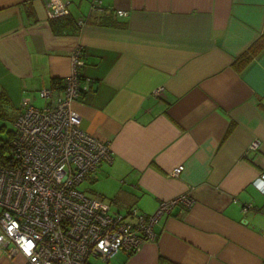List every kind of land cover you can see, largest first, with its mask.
<instances>
[{
    "label": "crops",
    "instance_id": "1",
    "mask_svg": "<svg viewBox=\"0 0 264 264\" xmlns=\"http://www.w3.org/2000/svg\"><path fill=\"white\" fill-rule=\"evenodd\" d=\"M63 1L69 13L56 17L48 0H0V111L43 104L53 78L62 95L80 46L89 89L72 109L113 157L86 180L129 186L94 193L146 214L192 199L161 216L154 240L104 264H264V0H102L97 12L92 0ZM0 264L26 258L0 246Z\"/></svg>",
    "mask_w": 264,
    "mask_h": 264
},
{
    "label": "built area",
    "instance_id": "2",
    "mask_svg": "<svg viewBox=\"0 0 264 264\" xmlns=\"http://www.w3.org/2000/svg\"><path fill=\"white\" fill-rule=\"evenodd\" d=\"M48 4L53 16L69 13L63 0ZM90 10L101 11L102 0H92ZM81 54L80 46L71 53L62 95L45 87L39 90L42 105L22 102L10 154L0 162V246L10 255H24L26 264H91L90 256L108 261L118 251L133 252L144 240L155 239V224L173 206L192 203L179 195L161 200L148 214L135 207L120 211L79 188L101 162L113 159L109 142L85 131L72 109L73 101L89 89L87 79L79 76ZM162 91L157 87L153 94ZM259 143L255 138L249 147ZM183 170L179 164L169 173L178 176Z\"/></svg>",
    "mask_w": 264,
    "mask_h": 264
},
{
    "label": "rangeland",
    "instance_id": "3",
    "mask_svg": "<svg viewBox=\"0 0 264 264\" xmlns=\"http://www.w3.org/2000/svg\"><path fill=\"white\" fill-rule=\"evenodd\" d=\"M34 104L35 105H41L42 101L38 100ZM4 113L6 114V117L1 118L0 124H4L5 129L2 132H0V136L6 139L8 136L7 131L14 129V120L16 118L17 111L14 107L4 106ZM119 186H123V188H125V189L129 188V186L126 183L115 185L110 178H106V179L99 178L97 181H95L93 183L89 182L88 180H85L84 182H82L79 185V188L82 189L87 195H90V196H94V195L98 196V194L94 193V191H93V190H97L96 192H101V194H103V196H105L104 198L110 199V198H113L111 194H113V192L117 188H119ZM112 189H113V191H111ZM112 206H115V207L121 206L122 208H124V206H125L124 200H121L119 203H113ZM88 261L91 264H104L105 263L102 261V259L96 258L93 256H90L88 258Z\"/></svg>",
    "mask_w": 264,
    "mask_h": 264
},
{
    "label": "trees",
    "instance_id": "4",
    "mask_svg": "<svg viewBox=\"0 0 264 264\" xmlns=\"http://www.w3.org/2000/svg\"><path fill=\"white\" fill-rule=\"evenodd\" d=\"M68 21L70 22L71 19L68 18ZM255 53H256V50L255 49H253V50L251 49V50H249V52L246 51L241 56H239L237 58V60L240 61L239 63H241V62L242 63H247V62L250 61V59L252 58V56ZM79 76L82 78L80 73H79ZM51 86L53 88H59L61 86V80L57 79V78H53ZM0 100H1V103L4 102L3 104H7L8 103V99H7L6 95H2L1 94ZM4 117H6V114L4 112L0 111V120H1V118H4ZM4 129H5L4 124H0V132H2ZM7 134H8V136H7L6 139L0 136V162H4V160H5L4 158H7L8 155L10 154V141H11L12 137L14 136V129L13 130H8Z\"/></svg>",
    "mask_w": 264,
    "mask_h": 264
},
{
    "label": "clouds",
    "instance_id": "5",
    "mask_svg": "<svg viewBox=\"0 0 264 264\" xmlns=\"http://www.w3.org/2000/svg\"><path fill=\"white\" fill-rule=\"evenodd\" d=\"M257 187H258V188H261V189H264V182H262V181H258V182H257Z\"/></svg>",
    "mask_w": 264,
    "mask_h": 264
}]
</instances>
